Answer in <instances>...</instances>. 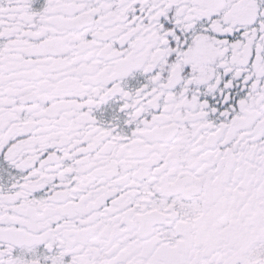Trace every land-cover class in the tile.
Segmentation results:
<instances>
[{
    "label": "snow or ice",
    "instance_id": "obj_1",
    "mask_svg": "<svg viewBox=\"0 0 264 264\" xmlns=\"http://www.w3.org/2000/svg\"><path fill=\"white\" fill-rule=\"evenodd\" d=\"M0 264H264V0H0Z\"/></svg>",
    "mask_w": 264,
    "mask_h": 264
}]
</instances>
